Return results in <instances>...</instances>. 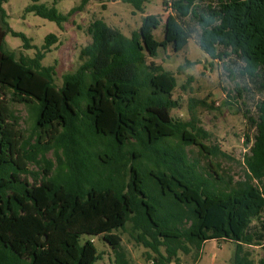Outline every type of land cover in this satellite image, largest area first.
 <instances>
[{"label":"trees","instance_id":"16d2710c","mask_svg":"<svg viewBox=\"0 0 264 264\" xmlns=\"http://www.w3.org/2000/svg\"><path fill=\"white\" fill-rule=\"evenodd\" d=\"M8 1L0 0L7 26L0 27V264H97L102 253L85 236L110 245L114 264H129L117 234L129 224L153 264H181V254L196 262L208 241L234 243L232 264H254L246 248L264 251V52L250 56L230 25V8L241 0L164 1L173 13L161 41L157 15L145 16L131 37L96 19L86 29L91 42L81 50L82 63L63 76L61 87L56 67L43 65L59 42L56 34L34 57L17 60L5 48L9 33L24 49L34 48L8 26ZM41 1L31 0L26 11L59 28L83 8L65 15L58 0H46L52 7ZM124 1L144 10L145 0ZM204 17H215V24L202 23ZM249 28L264 39V14ZM193 37L231 77L225 105L236 107L247 124L239 179L218 163L205 168L189 156L187 148L195 146L206 158H228L203 142L208 133L197 116L188 122L172 116L176 79L149 61L169 47L182 51ZM11 103L35 109L34 142L23 144Z\"/></svg>","mask_w":264,"mask_h":264},{"label":"rangeland","instance_id":"374dc122","mask_svg":"<svg viewBox=\"0 0 264 264\" xmlns=\"http://www.w3.org/2000/svg\"><path fill=\"white\" fill-rule=\"evenodd\" d=\"M164 1L169 2L168 0H145L144 10L139 11L124 0H87L85 3L84 0H58L56 7L65 15L83 5L82 10L75 12L63 24V28H59L54 22L28 13L26 10L31 0H9L4 5L8 26L30 38L34 48L24 49V41L10 33L5 38V48L13 52L17 60L21 57H34L38 48H42L45 44L46 37L56 34L59 42L52 46L43 60V65L56 67L55 81L57 86L61 87L63 76L74 72L82 63L80 53L91 42L86 29L92 21L102 19L110 27L120 30L126 37H131L134 32L140 30L145 16L157 15L161 17L162 22L155 31V38L161 41L165 36L167 17L173 13L169 5V8L164 7ZM41 3L49 7L53 6L52 1L43 0ZM230 11V25L236 30L243 49L250 56H258L264 52V39L254 35L249 28L250 24L263 16L264 0H241L238 7L230 8ZM0 27L4 30L7 28L1 22V17ZM149 61L162 65L176 79L177 88L174 91L173 100L177 102V105L171 110L172 116L183 122L190 121L193 115L197 116L200 119L199 126L208 133V138L203 139V142L208 146H218L228 155V158H206L195 146L187 148L189 156L200 161L205 168L210 161H213L220 164L224 174L232 175L236 179L243 177L244 156L248 153L245 145L246 134L249 131L238 109L225 105L227 92L233 88V83L223 75L222 63L211 59L199 47L194 37L182 51L175 53L169 47L161 50L157 58H150ZM6 99L9 97L7 96ZM202 102H205V105ZM10 109L15 117L11 123L22 137L23 144L27 141L34 142L31 139L36 137L35 109L19 103H11ZM47 158L55 162L56 155L50 152ZM29 168L34 173H42L40 166L35 163H32ZM117 234L122 237L129 264H153L152 260L148 261L145 257L146 249L134 241L130 224L125 231ZM86 239H92L102 253L103 259L97 264H114L110 245L98 237H83V241ZM246 249L251 254L250 258L254 264H259L264 255L263 249L256 246ZM234 253V243L208 241L203 246L198 261L195 262L192 256L181 254L180 257L181 264H232Z\"/></svg>","mask_w":264,"mask_h":264},{"label":"clouds","instance_id":"9594fccd","mask_svg":"<svg viewBox=\"0 0 264 264\" xmlns=\"http://www.w3.org/2000/svg\"><path fill=\"white\" fill-rule=\"evenodd\" d=\"M202 23L208 25L209 27L213 26L215 24V17H212V18H207V17H204L202 18ZM223 60L225 62H228L229 64L232 63L231 59L229 58V56H224L223 57ZM239 63L243 64L244 62L243 61H240ZM223 79V77H221ZM229 82H231V77H229Z\"/></svg>","mask_w":264,"mask_h":264},{"label":"built area","instance_id":"2783aa9c","mask_svg":"<svg viewBox=\"0 0 264 264\" xmlns=\"http://www.w3.org/2000/svg\"><path fill=\"white\" fill-rule=\"evenodd\" d=\"M170 1V0H169Z\"/></svg>","mask_w":264,"mask_h":264}]
</instances>
